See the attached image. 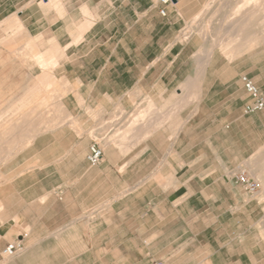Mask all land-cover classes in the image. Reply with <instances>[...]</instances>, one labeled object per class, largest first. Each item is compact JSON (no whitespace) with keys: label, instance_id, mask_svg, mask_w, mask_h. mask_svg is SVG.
Masks as SVG:
<instances>
[{"label":"crops","instance_id":"crops-1","mask_svg":"<svg viewBox=\"0 0 264 264\" xmlns=\"http://www.w3.org/2000/svg\"><path fill=\"white\" fill-rule=\"evenodd\" d=\"M215 1L176 0L163 16L158 0H0V23L15 19L21 35L54 40L32 56L41 66L55 62V74L73 88L57 96L64 112L58 126L54 99L38 128L37 99L26 94L23 117L35 135L11 153L10 136H1L10 156L0 167L42 132L62 127L64 134L66 120L73 136L70 114L85 113L84 133L66 152L68 176L52 190L61 204L49 206L45 235L31 229V250L48 244L46 264H264V108L245 111L252 98L242 83L246 76L264 90L262 14L255 4L245 17L222 14L226 35L213 43L207 29ZM186 20L189 38L182 39ZM26 95L0 123L13 114L20 124ZM135 102L145 103L148 116L123 143L112 135L128 130ZM88 108L100 115L95 132L112 118L103 145L87 133ZM93 142L103 151L96 166L86 159ZM239 170L258 184L252 194L236 181ZM25 241L2 255H21Z\"/></svg>","mask_w":264,"mask_h":264},{"label":"rangeland","instance_id":"rangeland-1","mask_svg":"<svg viewBox=\"0 0 264 264\" xmlns=\"http://www.w3.org/2000/svg\"><path fill=\"white\" fill-rule=\"evenodd\" d=\"M219 1L222 4L220 2L218 4L216 0L212 5V15L208 21L207 31L213 43H219L226 35L225 28L228 21L227 19L223 21L222 14H229L232 19L237 13H243L245 17L254 11V0ZM261 14L262 39L264 41V11ZM0 30H3L0 36V85L3 93L0 114H5L26 94H32L35 95L37 104L41 105L44 110L45 105H51L54 99L53 108L54 110L57 109L54 114L55 119L60 118L64 112L61 108L59 113L58 103L60 104V102L57 96L62 91V95L65 97L70 91H73V88L67 80L55 74V62L48 67L41 66L32 56L35 52H47L53 45L54 40L41 37L30 38L21 35L23 34L22 25L15 19H7L1 22ZM204 31L206 32V30ZM189 33L190 22L186 20V24L180 32V37L188 39ZM48 79H50V84L47 86L45 82ZM21 103L23 111L20 119L26 120L29 115L24 118L23 114L29 113L28 95ZM135 103L134 110L128 113L129 116L126 119L130 124L128 130L122 128L112 135L114 138L122 139L123 143L129 137L137 136L140 122L146 120L148 116L147 112H141L145 103ZM79 104L84 110L83 102L80 101ZM88 111L91 122L99 119L100 115L96 114L98 116H95L90 108H88ZM84 114L83 111L78 114L76 110L72 115L70 114V118L75 119L78 126V131H75V134L80 131L84 133ZM14 120L16 121L17 118L15 119L13 114H6V120L0 123V129H4V133L0 137L10 136L8 140L10 147L8 151L10 153L14 145L18 144L21 137H25L26 133L21 130L22 127L17 124V121L13 128L9 127V124H12ZM44 120H46V117L40 121ZM111 120L112 118L106 119L105 125H109ZM91 125L87 133L100 142L101 145L104 144L105 140L111 138L109 135V137L106 136V126H103L105 128L101 132H95L93 131L94 123L92 122ZM64 127H66L64 134L61 133L62 127L50 132H42L37 136V141L31 149H27V147L18 153L15 158L3 163L0 167V264H46L44 258L48 252V244L43 242L37 250H31L30 236L31 229L33 236L45 235L47 220L51 217V211L48 212L49 206L61 204V201L52 194V190L55 189L53 192H56L58 187L61 188L63 180L68 176L71 167V161H69L71 154L68 155L66 152L70 141L75 136L74 133L73 136L69 133V130L70 132L75 130L73 123L66 120ZM15 136H17L16 139L13 138ZM6 146H8V143ZM8 151L4 152L3 147L0 146V162H4L9 158L10 153ZM126 151V149H121L122 153ZM24 237H26L24 253L13 257L2 255L1 251L4 245L14 241L21 242ZM51 247L52 244L50 249ZM55 247L58 246L55 245Z\"/></svg>","mask_w":264,"mask_h":264},{"label":"built area","instance_id":"built-area-1","mask_svg":"<svg viewBox=\"0 0 264 264\" xmlns=\"http://www.w3.org/2000/svg\"><path fill=\"white\" fill-rule=\"evenodd\" d=\"M162 8L159 10L161 15L166 14V10L169 6H173L176 0H158ZM242 83L246 92L251 96L252 101L245 107L246 112H254L264 108V90L259 89L254 82L246 76L242 77ZM103 151L98 143L93 142L88 149L86 159L90 166H96L102 159ZM236 181L241 183L245 188L246 192L252 194L257 188L258 184L249 180L246 174L239 170L236 175ZM22 249V244L20 241H14L5 246L2 253L4 256H11L14 253Z\"/></svg>","mask_w":264,"mask_h":264},{"label":"bare ground","instance_id":"bare-ground-1","mask_svg":"<svg viewBox=\"0 0 264 264\" xmlns=\"http://www.w3.org/2000/svg\"><path fill=\"white\" fill-rule=\"evenodd\" d=\"M254 2V4L256 5V10H259V11H264V0H254L253 1ZM258 11V12H259ZM254 12V11H253ZM251 14H253V13H251ZM264 16V15H263ZM246 20H248V19H246ZM246 22V21H245ZM244 23V22H243ZM240 24V23H239ZM234 28V27H233ZM232 32V31H231ZM1 95H2V88H1V86H0V97H1ZM61 108H62V105L61 104H59L58 103V109H59V113L61 112ZM57 109H55V110H53V112H52V114H55V111H56ZM46 111L44 110V108L41 106V105H37L36 106V111L34 112V116L36 115V118H37V121H36V119H32V121L36 124V126H37V124H38V128H40V126H42V125H45V121H40L42 118H45V116L47 115L46 113H45ZM33 116V117H34ZM61 117V119H59V121H55L54 123H53V125L54 126H58V125H60V124H62L64 121H63V119H62V117H63V115H61L60 116ZM31 120H30V118H28V119H26V120H22L21 122H20V124H19V126L20 127H22V131L25 133V137H21V141H19V143H20V148H24L27 144H28V142L26 141V140H28L30 137H32L33 135H35L34 133L32 134V133H30V123L32 122ZM16 124V121L15 122H13L12 124H10L9 125V127L10 128H13V126ZM35 124L33 125L34 126V129H32V130H34L35 131V129L37 128V127H35ZM44 128H45V126H44ZM40 131L38 130V133H39ZM18 143V144H19ZM6 144V143H5ZM8 156H10V155H8Z\"/></svg>","mask_w":264,"mask_h":264}]
</instances>
